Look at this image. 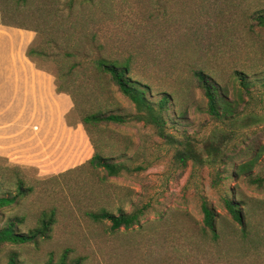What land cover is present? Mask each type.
Here are the masks:
<instances>
[{
    "label": "rangeland",
    "instance_id": "374dc122",
    "mask_svg": "<svg viewBox=\"0 0 264 264\" xmlns=\"http://www.w3.org/2000/svg\"><path fill=\"white\" fill-rule=\"evenodd\" d=\"M261 16L264 0H0V26L33 32L31 60L72 97V125L97 112L130 118L84 127L103 157L126 166L117 177L89 164L41 176L0 158L2 195L16 193L20 181L31 190L2 210L0 227L19 216L25 218L20 230L27 232L43 212H56L51 239L6 244L0 264H8L12 253L20 264L58 263L66 251L68 261L84 258L83 264H264V187L230 177L256 155L254 174L264 177ZM100 58L130 61L133 77L151 88L153 101L169 96L166 131L178 140L190 138L202 150L221 130L238 131L229 146L234 166L219 189L212 186L215 168L183 167L175 158L178 144L133 119L135 105L109 75L95 70ZM197 70L227 87L231 100L243 95L234 129L208 114ZM237 72L253 83L252 98L237 92ZM227 194L247 215V232L229 213ZM203 198L215 211L216 233L204 225ZM103 209L142 213L132 228L112 232L110 222L88 215Z\"/></svg>",
    "mask_w": 264,
    "mask_h": 264
},
{
    "label": "trees",
    "instance_id": "16d2710c",
    "mask_svg": "<svg viewBox=\"0 0 264 264\" xmlns=\"http://www.w3.org/2000/svg\"><path fill=\"white\" fill-rule=\"evenodd\" d=\"M19 1L25 4L29 0ZM259 20L261 24L264 25V17L261 16ZM34 53L36 52L29 48L27 56L31 58ZM94 68L98 73L109 75L119 91L135 105L137 114L133 119L152 126L156 130L157 135L168 144L179 145L175 154L176 161L179 164L183 167L187 166L188 163H193L199 167L207 166L215 168L216 172L212 178V186L215 189L221 187L222 181L229 177V175H227L228 167L234 166L229 156V146L231 142L239 136L238 131L234 129V127L238 123L239 109L243 101L242 94H238L237 99L231 100L227 93V87L221 86L203 70L195 71L194 75L197 83L208 101V114L216 120V122H220L225 126L228 124L230 128L234 129L227 132L221 130L217 134H214L213 137L204 142L203 149L199 150L196 148L192 139L185 138L178 140L172 134L167 133L165 112L168 109V104L171 102V99L169 96L165 95L158 101H153L149 96L151 88L133 77L134 68L130 61L121 62L100 58L95 61ZM234 81L239 84L237 92L245 93L249 96L251 95L253 83L249 81L245 73L237 72L234 75ZM262 85L264 88V73ZM57 92L64 93L65 91L61 86L57 85ZM129 120L130 118H127V116L97 112L83 117L81 123L86 130H88L87 125L98 126L102 123L125 124ZM229 132L231 135L228 134ZM92 144L95 152L87 164L95 169L105 170L110 177H117L122 171L127 169L124 164L115 163L113 159L103 157L97 151L93 141ZM258 160L259 156L256 155L251 160L236 165L230 177L235 179L243 177L250 185L263 188L264 177L254 174V169ZM17 186L18 190L16 193L7 192L5 196L2 195V191L0 190V216L5 207L17 203L20 198L27 196L31 191L24 188L22 181H20ZM224 202L233 219L242 226L243 232H247L249 227L248 217L243 213L240 205L234 202L229 197V194L224 196ZM201 209L204 214V225L213 233H216V214L206 198L202 199ZM141 213L142 212H132L128 214L121 211L119 215H115L103 209L99 212H90L88 215L95 222H110L111 231L116 232L122 228L130 229L138 224ZM24 222L25 218L19 216H10L5 220L4 225L0 227V248L6 244H30L51 239L56 224V212L54 210L43 212L37 225L27 232H21L20 230ZM68 252L69 251L64 252L58 263H53L51 260L47 264L84 263V258H77L71 262L68 261ZM8 264H20L16 253L10 255Z\"/></svg>",
    "mask_w": 264,
    "mask_h": 264
},
{
    "label": "crops",
    "instance_id": "0c3cea01",
    "mask_svg": "<svg viewBox=\"0 0 264 264\" xmlns=\"http://www.w3.org/2000/svg\"><path fill=\"white\" fill-rule=\"evenodd\" d=\"M34 38L0 26V158L58 175L86 165L95 151L82 123L69 122L72 97L27 56Z\"/></svg>",
    "mask_w": 264,
    "mask_h": 264
}]
</instances>
